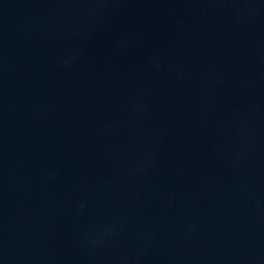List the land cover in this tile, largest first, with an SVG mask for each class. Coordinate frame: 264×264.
Wrapping results in <instances>:
<instances>
[{
  "label": "water",
  "instance_id": "water-1",
  "mask_svg": "<svg viewBox=\"0 0 264 264\" xmlns=\"http://www.w3.org/2000/svg\"><path fill=\"white\" fill-rule=\"evenodd\" d=\"M0 264H264V0H0Z\"/></svg>",
  "mask_w": 264,
  "mask_h": 264
}]
</instances>
